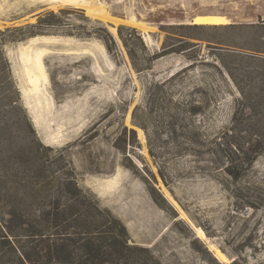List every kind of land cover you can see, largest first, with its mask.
I'll list each match as a JSON object with an SVG mask.
<instances>
[{
	"label": "rangeland",
	"instance_id": "obj_1",
	"mask_svg": "<svg viewBox=\"0 0 264 264\" xmlns=\"http://www.w3.org/2000/svg\"><path fill=\"white\" fill-rule=\"evenodd\" d=\"M101 2L115 22L90 15L79 5L0 0L2 29L36 22L42 11L70 10L65 15L67 24L50 35L58 37L45 58L54 105L41 122L34 120L22 96L19 46L31 38L6 46L22 102L38 137L71 158L80 185L95 192L103 206L126 224L130 243L149 247L163 264H264V136L255 134V130L264 134V111L234 125L239 93L229 86L225 68L213 64H217L215 55H226L230 50L226 47L231 46L222 42L240 43V38L251 33L215 24L170 28L193 24L202 13H220L229 22L264 20V0H97ZM133 16L148 27L150 41L141 28L131 24ZM102 24L118 40L113 51L104 43L107 34L99 28ZM121 25L136 28L152 50L161 49L166 30L184 34L195 45L187 53L162 56L151 70L139 74L119 37ZM189 55L197 63L167 80L188 66ZM146 92L151 99L149 106ZM194 99L201 105L196 114L187 109L192 108L188 101ZM234 126L240 133V144L257 155L243 180L263 193L255 211L234 203L228 181L216 169V136L226 129L231 133ZM192 139L195 143L184 150L183 142ZM152 186L172 208L155 200ZM163 186L181 208L168 200ZM159 201L163 202L160 197ZM195 225L206 231L207 240L197 236ZM210 243L220 247L228 259H218Z\"/></svg>",
	"mask_w": 264,
	"mask_h": 264
},
{
	"label": "trees",
	"instance_id": "obj_2",
	"mask_svg": "<svg viewBox=\"0 0 264 264\" xmlns=\"http://www.w3.org/2000/svg\"><path fill=\"white\" fill-rule=\"evenodd\" d=\"M69 11L68 8L46 10L38 13L36 22L0 28V264H163L149 247L130 243L126 224L103 206L95 192L80 185L71 158L38 137L22 102L6 46L37 35L57 34L67 24L65 15ZM206 26L194 22L170 28ZM214 26L251 33L240 38V43L222 42L231 46L226 47L230 50L226 55H215L217 64L213 63L225 68L229 86L239 93L233 116L237 126L264 111V34L260 33L264 31V20ZM99 28L106 32L104 43L113 51L118 40L105 25ZM124 29L128 32L124 33ZM166 31L161 49L152 50L136 28L119 27V37L137 73L151 70L153 62L164 55L187 53L195 45L184 34ZM170 40H177L179 44ZM187 58L190 59L188 66L167 80L198 61L192 55ZM188 102L192 104L191 109L187 108L192 114L201 111L200 102L196 103L195 99ZM145 103L151 104L147 92ZM233 130L230 133L226 129L216 136V169L228 181L227 189L234 203L241 209L255 211L260 207L263 193L258 186L244 184L243 180L257 155H251L250 148L246 150L240 144V133L235 126ZM255 134L264 136L260 130H255ZM193 143V139L183 142V149L189 150ZM150 151L156 158L155 151L152 148ZM161 168L159 165L166 185L174 193ZM152 192L161 206L172 208L155 186Z\"/></svg>",
	"mask_w": 264,
	"mask_h": 264
},
{
	"label": "bare ground",
	"instance_id": "obj_3",
	"mask_svg": "<svg viewBox=\"0 0 264 264\" xmlns=\"http://www.w3.org/2000/svg\"><path fill=\"white\" fill-rule=\"evenodd\" d=\"M38 1L48 3L49 5L51 4V6L52 4H58V3H62L63 5L64 4L79 5L86 8L87 12L90 15L100 17L101 19L105 21H110L111 23L115 22L116 20L114 17L110 15V12L105 9L104 7L105 5H102V2L101 4L97 3V0H38ZM130 20H131V24L133 23L135 27L137 26L143 30L144 38L147 41H150L151 35H149L147 29L148 27L145 26L143 21L136 19L134 16ZM194 21L195 23H199V24H223V23H228L229 19L226 15L220 13H202V14H198ZM111 28L116 32L115 27L111 26ZM57 40L58 37L56 36L37 35L32 37L30 41H28V43L21 44L19 46V63L22 66L24 73V86L22 89V96L25 99L26 102L25 105L29 108V110L31 109L33 111V114L35 116L34 120L37 122L43 118L46 119L45 117L46 111L48 112L49 110H51L52 106L54 105L52 94H50L48 90V83L50 82H49V72L45 63V58L48 52L51 51L50 46L53 43H55ZM33 97H35L36 99L34 100ZM37 124L38 123H36V125ZM139 130L140 132H143L142 129ZM60 135H62L61 132H59V136ZM163 192L165 196L168 198V200L175 207L181 208L178 201L173 197L171 192L165 186H163ZM195 227H196L195 231L197 233V236L202 238L203 240H207L208 236L206 234V231L200 226L195 225ZM209 246L218 259L224 261L228 259L226 254L220 249V247L216 246V244L210 243Z\"/></svg>",
	"mask_w": 264,
	"mask_h": 264
}]
</instances>
